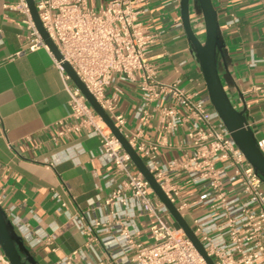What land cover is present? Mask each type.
<instances>
[{
	"label": "built area",
	"instance_id": "obj_1",
	"mask_svg": "<svg viewBox=\"0 0 264 264\" xmlns=\"http://www.w3.org/2000/svg\"><path fill=\"white\" fill-rule=\"evenodd\" d=\"M34 1L61 61L42 39L26 0H14L12 8L24 17L28 51L50 53L69 95L71 123L58 136L86 132L98 137L99 159L120 179L105 201L97 198L85 213L66 212L83 229L97 264L208 263L73 83L65 63L142 158L213 263L264 264V178L206 100L178 81L157 80L159 70L150 54L159 37L149 33L140 19L150 0H110L100 13L88 0ZM121 81L137 84L141 92L139 124L133 132L127 130L126 117L116 112L118 96L108 95ZM157 116L165 140L185 130L178 146L183 154L166 162L160 158V144L145 138V128ZM259 147L264 153V146L259 143ZM53 197L62 211L66 207L62 197L56 192ZM10 220L15 228H23L16 218ZM143 233L148 241L142 239ZM0 264H11L1 248Z\"/></svg>",
	"mask_w": 264,
	"mask_h": 264
},
{
	"label": "crops",
	"instance_id": "obj_2",
	"mask_svg": "<svg viewBox=\"0 0 264 264\" xmlns=\"http://www.w3.org/2000/svg\"><path fill=\"white\" fill-rule=\"evenodd\" d=\"M88 1L100 13L110 0ZM213 3L225 44L219 60L221 77L233 104L245 109L257 141L264 146V0ZM13 4L14 0H0V205L23 227L16 229L26 237L39 264H97L83 229L66 212H87L97 198L105 201L120 179L99 159L98 137L86 132L58 136L71 123L69 95L50 53L28 51L24 17ZM140 19L149 33L159 37L150 54L159 70L157 80L178 81L214 111L182 26L181 0H150ZM200 22L196 17L199 31ZM108 95L118 96L116 112L126 117L127 130L135 131L141 104L137 84L121 81ZM184 131L165 140L157 116L145 128V138L160 144V158L166 162L183 154L178 146ZM53 192L66 205L62 211ZM142 239L148 241L147 233Z\"/></svg>",
	"mask_w": 264,
	"mask_h": 264
},
{
	"label": "water",
	"instance_id": "obj_3",
	"mask_svg": "<svg viewBox=\"0 0 264 264\" xmlns=\"http://www.w3.org/2000/svg\"><path fill=\"white\" fill-rule=\"evenodd\" d=\"M32 19L46 45L58 61L62 56L57 47L45 31L39 17L34 0H26ZM195 8V11L193 10ZM201 19L199 31L196 16ZM181 21L197 61L200 64L208 96L215 111L229 130L233 140L245 154L254 169L264 178V153L259 147L256 135L246 117L245 109H238L229 96L219 70V60L223 58L225 47L221 32L217 10L213 0H181ZM195 24V25H194ZM73 83L86 97L94 112L109 127L113 135L119 140L124 150L130 155L136 169L145 177L158 198L167 207L176 223L183 229L197 251L206 259L208 264H214L207 256L198 237L190 224L183 218L172 200L160 187L139 154L133 149L108 113L80 81L69 64L63 65ZM0 248L11 264H39L32 254L23 237L17 232L5 210L0 205Z\"/></svg>",
	"mask_w": 264,
	"mask_h": 264
},
{
	"label": "rangeland",
	"instance_id": "obj_4",
	"mask_svg": "<svg viewBox=\"0 0 264 264\" xmlns=\"http://www.w3.org/2000/svg\"><path fill=\"white\" fill-rule=\"evenodd\" d=\"M193 10L195 11V8H193Z\"/></svg>",
	"mask_w": 264,
	"mask_h": 264
}]
</instances>
